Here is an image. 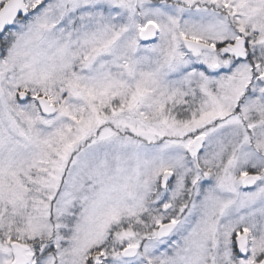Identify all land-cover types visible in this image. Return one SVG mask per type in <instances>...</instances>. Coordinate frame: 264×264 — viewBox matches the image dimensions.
I'll return each mask as SVG.
<instances>
[{
    "label": "snow or ice",
    "instance_id": "1",
    "mask_svg": "<svg viewBox=\"0 0 264 264\" xmlns=\"http://www.w3.org/2000/svg\"><path fill=\"white\" fill-rule=\"evenodd\" d=\"M0 264H264V0H0Z\"/></svg>",
    "mask_w": 264,
    "mask_h": 264
}]
</instances>
